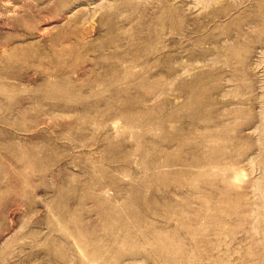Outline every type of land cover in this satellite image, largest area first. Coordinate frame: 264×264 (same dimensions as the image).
Segmentation results:
<instances>
[{"label": "rangeland", "instance_id": "rangeland-1", "mask_svg": "<svg viewBox=\"0 0 264 264\" xmlns=\"http://www.w3.org/2000/svg\"><path fill=\"white\" fill-rule=\"evenodd\" d=\"M0 264H264V0H0Z\"/></svg>", "mask_w": 264, "mask_h": 264}]
</instances>
